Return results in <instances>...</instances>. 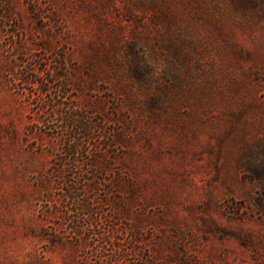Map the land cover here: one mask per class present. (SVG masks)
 <instances>
[{"label": "rangeland", "instance_id": "1", "mask_svg": "<svg viewBox=\"0 0 264 264\" xmlns=\"http://www.w3.org/2000/svg\"><path fill=\"white\" fill-rule=\"evenodd\" d=\"M0 264H264V0H0Z\"/></svg>", "mask_w": 264, "mask_h": 264}]
</instances>
